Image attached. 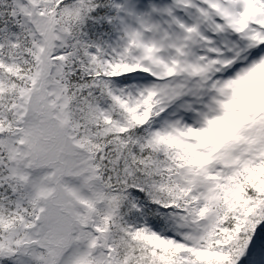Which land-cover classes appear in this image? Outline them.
Masks as SVG:
<instances>
[{"label": "snow or ice", "instance_id": "snow-or-ice-1", "mask_svg": "<svg viewBox=\"0 0 264 264\" xmlns=\"http://www.w3.org/2000/svg\"><path fill=\"white\" fill-rule=\"evenodd\" d=\"M66 147L76 182L27 196L17 161ZM70 215L71 264L248 257L264 0H0V264H48Z\"/></svg>", "mask_w": 264, "mask_h": 264}, {"label": "rangeland", "instance_id": "rangeland-1", "mask_svg": "<svg viewBox=\"0 0 264 264\" xmlns=\"http://www.w3.org/2000/svg\"><path fill=\"white\" fill-rule=\"evenodd\" d=\"M30 161L36 162L35 159L29 158ZM40 161V160H39ZM42 161V160H41ZM38 162V161H37ZM45 162V161H42ZM17 163L23 164L24 170L20 172V183L24 186L23 190L27 196L30 198H35L38 193L41 190L42 186V179L47 177L49 179L52 178V173L49 175L48 173H45L44 175L37 176L35 174H32L29 172V163L24 160H18ZM45 163L48 164H54L56 163V166L54 167L56 170L55 173V180L53 181L56 185H60L61 179H63L65 182L71 181V176L75 174V164H76V158H75V153L72 149L70 148H65L63 152L58 153L54 161H47ZM46 170H50V167L47 166L46 168H43ZM58 196H63V191L60 189L59 186H57ZM74 223V219L70 215L68 225L65 228L64 232L54 238L53 240L50 241V243H54L52 250L50 252L49 258H48V264H71V262L74 259V250L73 249H68L69 242L71 238L68 236V231L71 229L72 224ZM254 244H252L253 246ZM255 250L256 255L255 257L257 259L261 258L260 249H264V238L259 239L255 241V247L254 248H249V250ZM63 250H66L63 255V258L61 261L58 262L57 258L58 256L63 252Z\"/></svg>", "mask_w": 264, "mask_h": 264}, {"label": "trees", "instance_id": "trees-1", "mask_svg": "<svg viewBox=\"0 0 264 264\" xmlns=\"http://www.w3.org/2000/svg\"><path fill=\"white\" fill-rule=\"evenodd\" d=\"M262 225H263V224H262ZM262 225L257 229V232H256L257 237H258L260 234L262 235V229H261Z\"/></svg>", "mask_w": 264, "mask_h": 264}]
</instances>
